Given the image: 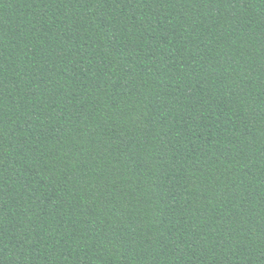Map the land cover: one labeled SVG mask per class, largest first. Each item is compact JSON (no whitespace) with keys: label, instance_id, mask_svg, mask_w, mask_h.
<instances>
[{"label":"trees","instance_id":"obj_1","mask_svg":"<svg viewBox=\"0 0 264 264\" xmlns=\"http://www.w3.org/2000/svg\"><path fill=\"white\" fill-rule=\"evenodd\" d=\"M0 264H264V0H0Z\"/></svg>","mask_w":264,"mask_h":264}]
</instances>
